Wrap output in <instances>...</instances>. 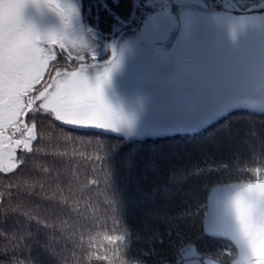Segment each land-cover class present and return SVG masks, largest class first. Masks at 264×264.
Wrapping results in <instances>:
<instances>
[{"label": "trees", "instance_id": "16d2710c", "mask_svg": "<svg viewBox=\"0 0 264 264\" xmlns=\"http://www.w3.org/2000/svg\"><path fill=\"white\" fill-rule=\"evenodd\" d=\"M38 117L39 151L14 175L0 174V192L11 191L19 209L0 210V233L17 245L0 261L105 264L97 254L119 249L111 264H178L186 253L232 251L204 235L202 220L215 188L248 183L264 168V113L146 136ZM115 234L123 240L112 245L106 237Z\"/></svg>", "mask_w": 264, "mask_h": 264}, {"label": "flooded vegetation", "instance_id": "af4514ba", "mask_svg": "<svg viewBox=\"0 0 264 264\" xmlns=\"http://www.w3.org/2000/svg\"><path fill=\"white\" fill-rule=\"evenodd\" d=\"M76 1L80 20L70 18L71 10L62 15L44 0L29 2L23 20L42 37L50 33L62 37L68 60L83 55L91 63L95 55L103 62L115 50L119 65L108 82L116 80L120 86L106 93L115 100L110 108L118 116L132 109L121 88L131 87L141 73L140 64L146 72L141 74L157 69L151 74L172 90L180 107H189L194 119L203 118L198 129L208 128L205 123L211 115H220L264 85V0ZM57 17L67 24L62 32ZM86 47L94 52L85 53ZM130 66L135 70L129 72ZM239 110L264 112V89ZM96 127L88 128L105 126L96 122ZM232 251L186 253L178 264H236Z\"/></svg>", "mask_w": 264, "mask_h": 264}, {"label": "snow or ice", "instance_id": "6c2138e0", "mask_svg": "<svg viewBox=\"0 0 264 264\" xmlns=\"http://www.w3.org/2000/svg\"><path fill=\"white\" fill-rule=\"evenodd\" d=\"M29 2L36 3L37 0H3L0 4V174L4 175H14L25 165L28 155L39 151L34 148L40 138L37 114L72 127H96V122L105 123L107 126L99 127L100 130L119 131L117 125L127 122L112 112L103 96V84L119 65L115 50L103 62L92 56L91 63L104 66L96 74V83L91 84L86 72L90 63L87 57L77 55L76 59H66L62 37L52 33L42 37L32 26L25 24L23 11ZM44 2L62 15L69 14L59 0ZM42 39L48 43H39ZM30 115L31 120L28 119ZM95 161H103V156L96 155ZM252 171L255 179L236 194L233 204L238 218L241 221L247 218L248 229L244 232V247L241 248L244 264H264L256 239L264 228V216L256 214L249 204L256 199L255 193H264V168L255 167ZM12 187L8 185L9 189ZM108 207L109 204H105V208ZM13 209L19 210L11 202V191L0 192V210L7 213ZM0 237H3L0 253L17 246H9L7 233H0ZM106 239L115 245L123 237L115 234ZM120 257L119 249L114 254H97V259L105 264L120 261ZM0 264L30 262L14 258L0 261Z\"/></svg>", "mask_w": 264, "mask_h": 264}, {"label": "rangeland", "instance_id": "374dc122", "mask_svg": "<svg viewBox=\"0 0 264 264\" xmlns=\"http://www.w3.org/2000/svg\"><path fill=\"white\" fill-rule=\"evenodd\" d=\"M65 9L71 10L73 20L78 18V8L76 0H62ZM77 12V13H76ZM69 17V16H68ZM58 18V24L60 25V32L66 29L67 24L63 23L61 17ZM78 20H80L78 18ZM84 27H82V32L84 33ZM87 33V31H86ZM88 45V44H86ZM85 53H93L94 51L85 48ZM103 64H88L86 72L88 76L97 74L101 71ZM135 70V66H130ZM139 68H142L141 73L144 72L143 65L140 64ZM150 73L141 74L134 77L132 85L129 88L128 85L131 84L129 81L127 83L128 88H121L124 91L127 98L128 105L132 107L129 113L118 112L119 117L122 121H127L125 123H120V132L127 136H146L153 134H165L173 132H183L187 130H194L198 128V124L203 118L194 119L190 115L189 107H180L179 103L175 100V97L171 89L164 88V84L159 79V76H154L151 74L152 71H157V69H147ZM117 72L113 73L116 74ZM91 84L96 83V79H89ZM116 82V80H115ZM105 82L103 84V96L105 102L111 106V103L115 102L111 97L108 96V92L114 89L115 86H120L117 82ZM107 92V93H106ZM166 107H165V106ZM162 108H165V114H162ZM117 115V113H114ZM105 127V123H102ZM229 246V245H228ZM230 248V246H229Z\"/></svg>", "mask_w": 264, "mask_h": 264}, {"label": "water", "instance_id": "95a60500", "mask_svg": "<svg viewBox=\"0 0 264 264\" xmlns=\"http://www.w3.org/2000/svg\"><path fill=\"white\" fill-rule=\"evenodd\" d=\"M154 21L151 22V24ZM157 27V25L155 26ZM264 85L260 86L250 96L244 99L238 105L232 107L228 111L219 116H210L206 126L215 123L224 116L240 109L248 101L253 99L262 89ZM247 183L226 184L217 187L209 196L206 212L202 220V229L204 235L211 238L223 239L229 242L237 252L236 264L244 262L241 255V248L244 247V232L247 231V218L241 221L234 208L233 200L238 192H240ZM256 199L250 201V206L255 213L264 216V193H255ZM257 247L264 259V228L260 230L257 237Z\"/></svg>", "mask_w": 264, "mask_h": 264}]
</instances>
